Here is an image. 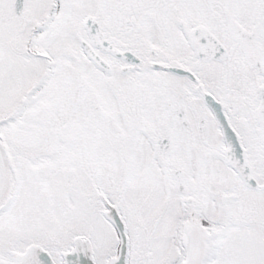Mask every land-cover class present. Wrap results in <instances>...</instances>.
I'll return each instance as SVG.
<instances>
[{
	"label": "snow or ice",
	"instance_id": "6c2138e0",
	"mask_svg": "<svg viewBox=\"0 0 264 264\" xmlns=\"http://www.w3.org/2000/svg\"><path fill=\"white\" fill-rule=\"evenodd\" d=\"M0 264H264V0H0Z\"/></svg>",
	"mask_w": 264,
	"mask_h": 264
}]
</instances>
